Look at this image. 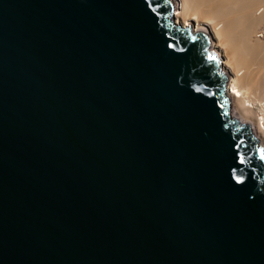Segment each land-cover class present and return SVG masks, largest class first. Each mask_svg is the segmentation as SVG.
Here are the masks:
<instances>
[{
  "label": "water",
  "instance_id": "95a60500",
  "mask_svg": "<svg viewBox=\"0 0 264 264\" xmlns=\"http://www.w3.org/2000/svg\"><path fill=\"white\" fill-rule=\"evenodd\" d=\"M171 0H0V264H264V154Z\"/></svg>",
  "mask_w": 264,
  "mask_h": 264
},
{
  "label": "bare ground",
  "instance_id": "6f19581e",
  "mask_svg": "<svg viewBox=\"0 0 264 264\" xmlns=\"http://www.w3.org/2000/svg\"><path fill=\"white\" fill-rule=\"evenodd\" d=\"M171 3L174 25L184 29L191 25V33L208 35L209 51L220 61L227 80L229 116L237 115L248 126L264 154V28L259 29L264 22V0Z\"/></svg>",
  "mask_w": 264,
  "mask_h": 264
},
{
  "label": "rangeland",
  "instance_id": "374dc122",
  "mask_svg": "<svg viewBox=\"0 0 264 264\" xmlns=\"http://www.w3.org/2000/svg\"><path fill=\"white\" fill-rule=\"evenodd\" d=\"M263 23H264V22H263ZM263 23L261 24L262 26H261V25L259 26L260 28L258 27L259 29L264 28ZM263 38H264V37H263ZM263 38H261V40H264ZM230 111H232V107L230 108ZM230 114H231V112H230ZM231 116L234 117V118H237V119L239 118V117H238L237 115H235V114H231ZM238 120H239V121H242L241 119H238Z\"/></svg>",
  "mask_w": 264,
  "mask_h": 264
}]
</instances>
